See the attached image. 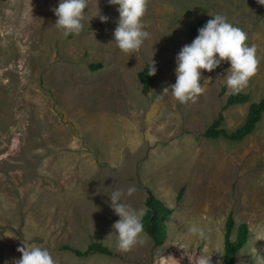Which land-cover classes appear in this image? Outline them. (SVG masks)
<instances>
[{
	"label": "rangeland",
	"instance_id": "rangeland-1",
	"mask_svg": "<svg viewBox=\"0 0 264 264\" xmlns=\"http://www.w3.org/2000/svg\"><path fill=\"white\" fill-rule=\"evenodd\" d=\"M60 2L0 0V264L20 259L23 242L48 249L56 264H157L159 254L194 264L205 249L217 264L231 212L236 228L245 223L250 230L236 264H264V240H258L264 116L240 143L203 137L220 113L228 131L238 129L251 104L264 98V6L257 0H148L143 23L150 36L128 56L110 44L118 5L87 0L82 31L65 37L54 27ZM216 14L257 47L258 72L241 91L251 101L224 110L232 94L224 61L202 72L206 91L197 102L181 105L164 89L176 82L177 56L192 43L191 26ZM152 60L157 71L145 95L139 73ZM91 64L103 68L92 72ZM129 187L136 189L130 197ZM116 190L136 209H147L151 190L174 211L164 246L155 247L144 232V245L118 250L112 226L119 217L110 207ZM94 243L111 255L78 257L63 249L85 252Z\"/></svg>",
	"mask_w": 264,
	"mask_h": 264
},
{
	"label": "clouds",
	"instance_id": "clouds-1",
	"mask_svg": "<svg viewBox=\"0 0 264 264\" xmlns=\"http://www.w3.org/2000/svg\"><path fill=\"white\" fill-rule=\"evenodd\" d=\"M257 3L264 6V0H257ZM109 4L119 6L114 42L110 44H114L128 56L139 52L150 36L143 23L148 0H109ZM87 7V0H61L58 7L53 9L56 17L54 27L65 37L69 34L79 35L84 27ZM96 16L102 23L108 21V17L101 15L99 11ZM247 40L248 34L229 23L225 16L220 14L212 16V19L198 30V36L192 43L182 47L177 56L176 82L170 88H165L164 94L170 91L173 99L181 105L196 103L198 97L206 91L201 84L202 72H213L224 61L230 63L225 78L229 92L238 94L243 91L257 74L260 64L256 45L249 46ZM156 71L155 62L152 60L147 75L155 76ZM135 191L134 187H129L126 195L130 197ZM124 196L125 192L121 190L113 191L110 196V207L119 217L112 226L117 236L118 250L127 253L137 245L142 246L146 243L142 219L148 209L133 208L124 202ZM190 232L198 234L201 238L205 236L203 229L197 227H192ZM258 240H264V232L258 233ZM17 251L21 253V258L15 260L14 264H56L50 251L36 243L23 242V246ZM206 253L205 249L194 259V264H211L212 256ZM156 260L157 264H180L174 257H165L162 254L157 255ZM217 264H222V261L218 260Z\"/></svg>",
	"mask_w": 264,
	"mask_h": 264
},
{
	"label": "trees",
	"instance_id": "trees-1",
	"mask_svg": "<svg viewBox=\"0 0 264 264\" xmlns=\"http://www.w3.org/2000/svg\"><path fill=\"white\" fill-rule=\"evenodd\" d=\"M211 18L203 19L193 26H191L188 32V38L193 41L198 36V30L202 28ZM150 65H147L145 69L139 73V80L143 86V93L146 95L151 90V83L154 76H148V70ZM103 68L102 64H91L89 69L92 72L99 71ZM226 91V87L222 92ZM251 101L250 94L239 92L238 94H230L227 103L224 106V110L234 107L245 105ZM264 116V98L259 102L252 103L245 123L238 129L230 132L224 127V116L222 113L218 115L215 121L210 127L207 128L203 137L210 140H224L232 143H240L247 137L251 136L257 129L258 124L261 122ZM185 189L182 188L178 195V202L181 201ZM148 197L146 199V206L148 211L144 215L142 222L144 225V232L154 241L155 247L159 248L164 246L167 240V226L166 220L172 216L173 210L166 206L164 202L157 199L151 190H147ZM226 232L224 235V259L222 264H236L237 254L243 250L250 239L249 226L245 223L239 225L236 228V221L234 213L231 212L226 221ZM237 231L236 239L233 240V232ZM66 251H71L78 257H86L92 253H99L104 255H111V251L100 243H94L89 246L85 252L70 249L69 247H63Z\"/></svg>",
	"mask_w": 264,
	"mask_h": 264
}]
</instances>
